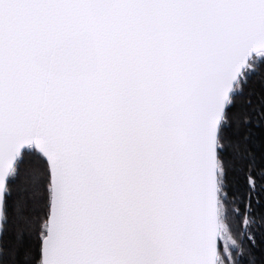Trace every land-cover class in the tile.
I'll return each mask as SVG.
<instances>
[{
    "label": "snow or ice",
    "instance_id": "1",
    "mask_svg": "<svg viewBox=\"0 0 264 264\" xmlns=\"http://www.w3.org/2000/svg\"><path fill=\"white\" fill-rule=\"evenodd\" d=\"M0 264H264V0H0Z\"/></svg>",
    "mask_w": 264,
    "mask_h": 264
}]
</instances>
